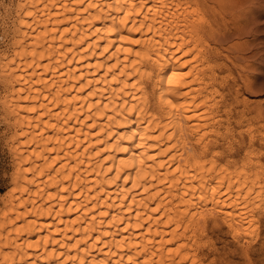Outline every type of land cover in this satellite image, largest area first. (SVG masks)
<instances>
[{
    "label": "bare ground",
    "instance_id": "1",
    "mask_svg": "<svg viewBox=\"0 0 264 264\" xmlns=\"http://www.w3.org/2000/svg\"><path fill=\"white\" fill-rule=\"evenodd\" d=\"M213 1L0 3L13 163L0 200L3 264H205L219 233L249 255L264 229L253 217L264 212V128L250 126L264 111L249 120L222 90ZM133 7L134 21L112 31ZM121 33L140 40L136 59Z\"/></svg>",
    "mask_w": 264,
    "mask_h": 264
},
{
    "label": "rangeland",
    "instance_id": "2",
    "mask_svg": "<svg viewBox=\"0 0 264 264\" xmlns=\"http://www.w3.org/2000/svg\"><path fill=\"white\" fill-rule=\"evenodd\" d=\"M2 1L9 7L11 0H0V3ZM209 6L213 9V11L209 13V19L213 22L214 28L219 32L220 37L225 38V42L224 40H220L222 42L219 41L217 44V46L219 45L218 47L223 50L224 54V56L219 58V61L223 60L222 62H225L228 67L227 69H223L219 74L220 79L228 81L225 88L222 90H226L225 92L229 89L231 90L232 97L230 101L233 103V106L238 107L236 108L237 112L241 113L246 111L249 120L255 119L260 107L264 111V84H257L256 81L257 77H264V0H214ZM5 11V8L0 5V50L4 49L7 45L8 39L5 34L6 38L2 35L4 32L3 28L9 25L8 22H10ZM249 83H251V86H254V88L249 89ZM233 84L234 87L236 86L235 89L232 87ZM227 87H229L228 90ZM245 88L248 89L247 92ZM237 89H240L241 92L239 93L240 98L236 99L234 92L237 91ZM245 99L252 102H248L247 106H245L243 102ZM1 114L0 110V115ZM0 120L2 121V115ZM1 121L0 200L8 193L10 174L13 165L12 157L7 146V136L5 132V127L7 126L4 121ZM251 122L252 125L250 127L256 131L264 128V114L261 120ZM239 137L240 138H238V136L236 137L237 141L240 140L239 142H241L242 138L241 136ZM243 137L247 141L249 140V136H246L248 139L245 138V136ZM247 152V149L244 150L242 156L246 157L245 154ZM250 152H253V150ZM261 152L262 151L259 149L257 151L255 150V155H262ZM249 161L252 162V158H249ZM259 168V166H257V168L255 167L254 172L258 173V171H260ZM260 182L264 184L263 179H261ZM253 217H255V220L258 222H264V212L255 213ZM216 234H218V232ZM219 234V237L215 238L217 244L214 253H216V255L210 258V260L215 259L214 264H264V229L260 231L258 238H256L257 240H249L251 245L247 257L243 256L240 252L237 253L234 251L236 245L229 236L223 233ZM249 258L252 263L248 262Z\"/></svg>",
    "mask_w": 264,
    "mask_h": 264
},
{
    "label": "snow or ice",
    "instance_id": "3",
    "mask_svg": "<svg viewBox=\"0 0 264 264\" xmlns=\"http://www.w3.org/2000/svg\"><path fill=\"white\" fill-rule=\"evenodd\" d=\"M146 2V0H145ZM140 7H143V4H140L139 5ZM92 7L94 8H100L101 5H98V4H93ZM128 8V4H127V0H125L123 6H122V11L123 9H127ZM135 15H138V13L135 11V7L132 8L131 11H125L124 12V15L121 17V21L119 24H117V28L116 29H112V31H117L119 29V27L123 24H125V20L126 19H131L134 21L135 19ZM112 17L109 16L107 17L106 19H111ZM128 29L129 32H131L133 29L131 27V24H126L125 25ZM136 32H140V29L139 28H136L135 29ZM118 40H122V41H127V45L125 46L124 50L125 52H128L129 54H132L134 49H133V46H137V50L135 51V54L133 55V59H136L138 56H139V50H138V47L140 45V40L139 39H135L133 37H131L130 35H126L124 33H121L118 37H117ZM181 55H183V53H181ZM131 63V61H130ZM172 72V69L171 68H168L162 75L164 76V83L165 84H168V83H171L170 80L167 79L168 75ZM256 81H257V84H264V77H257L256 78ZM162 89H163V85L161 86ZM245 91L247 92L248 89L245 88ZM170 103V101H169ZM255 147L257 149H259L260 151H264V143H261L259 140L257 141V144L255 145ZM252 150L251 146H250V151ZM124 152H128V149L125 148L124 149ZM264 158V157H262ZM133 167H135L133 165ZM195 212V209H193V213ZM87 245L85 244V247ZM242 254V253H241ZM143 261H144V257H141L140 259L137 260V264H143ZM0 264H3L2 261H0ZM29 264H31V262H29ZM54 264H62L61 261L57 260L54 262ZM75 264H79V261H75ZM129 264H131V261H129ZM188 264H191V261L188 262ZM205 264H211V261H206Z\"/></svg>",
    "mask_w": 264,
    "mask_h": 264
}]
</instances>
